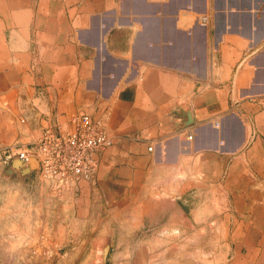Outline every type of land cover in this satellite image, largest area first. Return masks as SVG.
Masks as SVG:
<instances>
[{
    "label": "crops",
    "instance_id": "crops-1",
    "mask_svg": "<svg viewBox=\"0 0 264 264\" xmlns=\"http://www.w3.org/2000/svg\"><path fill=\"white\" fill-rule=\"evenodd\" d=\"M83 112H106L113 138L96 182L32 183L68 253H95L125 197L142 215L163 196L197 226L241 228L225 243L248 253L228 245V264H264V0H0V144L30 148Z\"/></svg>",
    "mask_w": 264,
    "mask_h": 264
},
{
    "label": "rangeland",
    "instance_id": "rangeland-1",
    "mask_svg": "<svg viewBox=\"0 0 264 264\" xmlns=\"http://www.w3.org/2000/svg\"><path fill=\"white\" fill-rule=\"evenodd\" d=\"M9 168H13L12 162L5 164L0 159V264H228L223 259L228 245L233 254L236 249L238 253H248L246 244L225 243L226 236L228 240L239 238L237 231L241 228L205 223L197 226L191 217L181 218L183 212L170 199L160 201L163 196H147L142 215L128 211L125 197L116 204L120 217L112 221L113 234L96 243L95 253L91 250L92 244H88L86 251L68 253L67 247L55 241L48 223L35 208L38 194L32 183L49 192L44 180L37 171L22 175L13 168L10 174ZM23 191L28 202L23 198ZM195 200L200 202V196ZM110 209L104 203L101 216L104 225L111 221L107 218ZM176 221L183 222L184 226L171 225ZM142 222L146 225H141ZM251 233L250 236H256V232ZM182 234L187 237L177 238ZM105 246H108L107 253L102 256ZM251 246L255 248L259 244ZM228 262L235 264L239 259L230 257ZM248 262L254 264L255 260Z\"/></svg>",
    "mask_w": 264,
    "mask_h": 264
},
{
    "label": "built area",
    "instance_id": "built-area-1",
    "mask_svg": "<svg viewBox=\"0 0 264 264\" xmlns=\"http://www.w3.org/2000/svg\"><path fill=\"white\" fill-rule=\"evenodd\" d=\"M198 20L207 25L209 16L203 14ZM107 116L106 112L100 117L86 112L77 114L73 118V130L45 128L30 148L0 144V159L10 164L14 158L27 161L35 156L39 161V178L44 180L50 193L56 196L76 193L80 182H96L100 154L113 144Z\"/></svg>",
    "mask_w": 264,
    "mask_h": 264
},
{
    "label": "water",
    "instance_id": "water-1",
    "mask_svg": "<svg viewBox=\"0 0 264 264\" xmlns=\"http://www.w3.org/2000/svg\"><path fill=\"white\" fill-rule=\"evenodd\" d=\"M12 167L15 170H19L22 175L29 174L39 169V161L35 156H31L27 161L21 160L20 158H14L12 160ZM13 168H9L7 173L13 174ZM108 246L103 248L102 256H106Z\"/></svg>",
    "mask_w": 264,
    "mask_h": 264
}]
</instances>
